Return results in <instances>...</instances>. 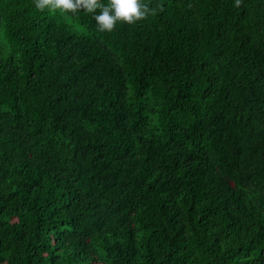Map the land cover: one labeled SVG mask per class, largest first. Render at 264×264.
Wrapping results in <instances>:
<instances>
[{
  "label": "trees",
  "instance_id": "1",
  "mask_svg": "<svg viewBox=\"0 0 264 264\" xmlns=\"http://www.w3.org/2000/svg\"><path fill=\"white\" fill-rule=\"evenodd\" d=\"M157 4L0 0V264H264V0Z\"/></svg>",
  "mask_w": 264,
  "mask_h": 264
},
{
  "label": "clouds",
  "instance_id": "2",
  "mask_svg": "<svg viewBox=\"0 0 264 264\" xmlns=\"http://www.w3.org/2000/svg\"><path fill=\"white\" fill-rule=\"evenodd\" d=\"M240 3L241 0H235V6ZM34 4L38 11L47 10L50 14L66 15L81 11L93 14L100 33H111L118 24L136 25L163 11L159 4L150 7V0H107V3L102 0H34Z\"/></svg>",
  "mask_w": 264,
  "mask_h": 264
}]
</instances>
